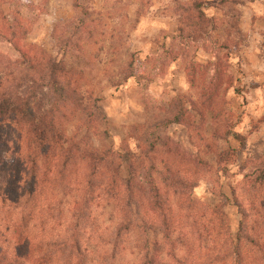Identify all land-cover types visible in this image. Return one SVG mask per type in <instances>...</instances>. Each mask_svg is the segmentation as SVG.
<instances>
[{"label": "rangeland", "instance_id": "1", "mask_svg": "<svg viewBox=\"0 0 264 264\" xmlns=\"http://www.w3.org/2000/svg\"><path fill=\"white\" fill-rule=\"evenodd\" d=\"M54 78L73 96L55 111L57 149L3 121L1 194L34 159L31 204L74 223L84 194L109 239L131 219L114 264H142L144 245L155 264H264V0H0V102L31 95L41 127ZM150 181L162 215L135 193ZM2 199L0 227L19 213ZM50 219L51 235L68 228Z\"/></svg>", "mask_w": 264, "mask_h": 264}, {"label": "trees", "instance_id": "2", "mask_svg": "<svg viewBox=\"0 0 264 264\" xmlns=\"http://www.w3.org/2000/svg\"><path fill=\"white\" fill-rule=\"evenodd\" d=\"M8 30H11V28L8 27ZM12 34L16 35L15 32ZM48 86L55 95V103L54 107L45 116L44 119L46 121L41 127H39V120L41 119L37 117L31 104V95L19 103L11 101L10 98H4L0 102V130L2 129L3 121H7L8 119L15 120L22 126L29 127L33 133L32 142L41 145L46 154L52 146L57 149L61 136L54 123L55 111L60 110L59 106H63L67 101L73 99L70 92L64 85L59 84L57 79L55 80L54 78ZM2 133L0 131V151L2 154V157L0 155V167L5 170L9 165L5 155L10 154L11 156V149L9 148L10 143L4 139ZM104 156L91 157L92 164L97 168L101 162L104 165L111 163L109 157ZM36 162L33 159L30 168H27L25 163L16 160L12 164L13 176L9 184L10 187L6 193L1 194L0 192L1 198L3 195L1 201L3 204L8 202L10 205H18L17 208H19V213H16L14 220L6 217L5 222L2 221V226L0 227V264H114L116 257L115 250L121 246V239L124 234L129 233L135 227L131 219H127V222L116 228L113 238L109 239L106 231L102 227L95 225L92 218L91 205L84 194L78 197L75 208L78 215H76L74 223H71L63 210L60 211L55 206L43 205L42 203H38V205L31 204L33 196L37 192L35 187L36 169L34 167ZM200 162L202 163V161ZM1 174L2 172H0ZM27 177L29 180L33 179L31 189L30 185L26 182ZM6 181L4 180V182ZM125 181L128 183L126 186L132 188V181L128 179ZM46 182H48V179H46ZM135 187V193L148 203V210L154 214L159 213L162 215L163 202L156 184L153 181L147 182L146 185L138 182ZM175 187L180 186L177 185ZM40 192L42 194L44 190L40 189ZM122 210L125 212V208ZM54 212H56L55 215ZM53 216L59 217L61 221L59 225L61 227H68L63 228L61 233H57L56 235L49 233L50 231H55L50 219ZM124 216L126 218V214ZM168 222L169 220L163 218L162 224L165 225L166 230L170 228ZM151 224L148 227L146 225H137L136 228L139 226L142 228V232L146 233L147 228H152L149 226L154 225L153 223ZM88 226L92 228L89 233H87ZM240 240L241 238L238 235L236 241L233 242L234 249H237ZM90 244H94L97 247V252L98 249L112 246L110 248L111 254L103 251L102 257H98V254L92 251ZM143 248L146 254L142 257V259L144 258L142 264H155V256L151 254L150 247L144 245ZM234 254L239 258L238 252L234 251Z\"/></svg>", "mask_w": 264, "mask_h": 264}]
</instances>
